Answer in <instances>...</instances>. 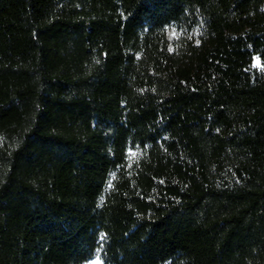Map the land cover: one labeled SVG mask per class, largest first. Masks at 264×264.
<instances>
[{
  "label": "trees",
  "instance_id": "16d2710c",
  "mask_svg": "<svg viewBox=\"0 0 264 264\" xmlns=\"http://www.w3.org/2000/svg\"><path fill=\"white\" fill-rule=\"evenodd\" d=\"M93 261L264 264V0H0V264Z\"/></svg>",
  "mask_w": 264,
  "mask_h": 264
},
{
  "label": "rangeland",
  "instance_id": "374dc122",
  "mask_svg": "<svg viewBox=\"0 0 264 264\" xmlns=\"http://www.w3.org/2000/svg\"><path fill=\"white\" fill-rule=\"evenodd\" d=\"M174 34L177 35L176 32H174ZM255 65L258 66V67H260L259 60H257V59L255 60ZM91 264H97V262L96 261H93V262H91Z\"/></svg>",
  "mask_w": 264,
  "mask_h": 264
},
{
  "label": "snow or ice",
  "instance_id": "6c2138e0",
  "mask_svg": "<svg viewBox=\"0 0 264 264\" xmlns=\"http://www.w3.org/2000/svg\"><path fill=\"white\" fill-rule=\"evenodd\" d=\"M97 264H100V262H99V261H97Z\"/></svg>",
  "mask_w": 264,
  "mask_h": 264
}]
</instances>
